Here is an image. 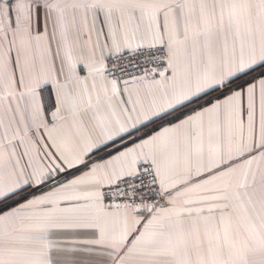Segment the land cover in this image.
Wrapping results in <instances>:
<instances>
[{
	"label": "snow or ice",
	"instance_id": "obj_1",
	"mask_svg": "<svg viewBox=\"0 0 264 264\" xmlns=\"http://www.w3.org/2000/svg\"><path fill=\"white\" fill-rule=\"evenodd\" d=\"M0 264H264V0H0Z\"/></svg>",
	"mask_w": 264,
	"mask_h": 264
}]
</instances>
